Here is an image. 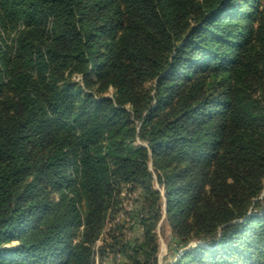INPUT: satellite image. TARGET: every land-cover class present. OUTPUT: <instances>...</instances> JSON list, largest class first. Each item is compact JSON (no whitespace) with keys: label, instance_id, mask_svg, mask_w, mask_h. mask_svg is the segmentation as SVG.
<instances>
[{"label":"trees","instance_id":"obj_1","mask_svg":"<svg viewBox=\"0 0 264 264\" xmlns=\"http://www.w3.org/2000/svg\"><path fill=\"white\" fill-rule=\"evenodd\" d=\"M162 222L264 264V0H0V264H157Z\"/></svg>","mask_w":264,"mask_h":264},{"label":"rangeland","instance_id":"obj_2","mask_svg":"<svg viewBox=\"0 0 264 264\" xmlns=\"http://www.w3.org/2000/svg\"><path fill=\"white\" fill-rule=\"evenodd\" d=\"M112 93L110 89L107 93L109 97ZM159 251L157 264H171L177 259L178 254L174 253V245L171 243L170 232L167 225L162 222L157 228Z\"/></svg>","mask_w":264,"mask_h":264},{"label":"water","instance_id":"obj_3","mask_svg":"<svg viewBox=\"0 0 264 264\" xmlns=\"http://www.w3.org/2000/svg\"><path fill=\"white\" fill-rule=\"evenodd\" d=\"M195 245H198V246H202L201 244H191L188 248H191V247H193V246H195ZM186 250V249H185ZM184 250V251H185ZM184 251H181L179 254H178V256H177V258L184 252Z\"/></svg>","mask_w":264,"mask_h":264}]
</instances>
